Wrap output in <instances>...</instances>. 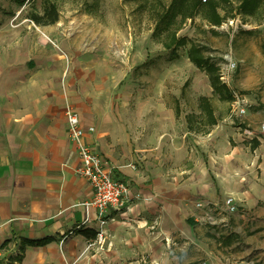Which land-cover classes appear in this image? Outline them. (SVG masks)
<instances>
[{
    "label": "crops",
    "instance_id": "crops-1",
    "mask_svg": "<svg viewBox=\"0 0 264 264\" xmlns=\"http://www.w3.org/2000/svg\"><path fill=\"white\" fill-rule=\"evenodd\" d=\"M111 31L105 27L107 36ZM47 33H26L22 42L11 37V49L0 56V245L14 232L8 244L24 245L20 264H207L196 261L208 252L201 244H216L227 225L221 226L219 211L193 203L236 194L230 181L240 146L230 145L229 137L240 127L226 126L225 117L206 134L182 133L170 109L163 115L101 113L88 79L96 62L91 46L79 47L85 39L76 48L68 43L67 68L58 34ZM67 102L84 127L94 128L85 140L118 166L137 194L102 227L83 205L92 190L76 173L80 160L68 136ZM188 135L207 160L194 158ZM46 237L51 240L40 245L26 242Z\"/></svg>",
    "mask_w": 264,
    "mask_h": 264
},
{
    "label": "rangeland",
    "instance_id": "rangeland-1",
    "mask_svg": "<svg viewBox=\"0 0 264 264\" xmlns=\"http://www.w3.org/2000/svg\"><path fill=\"white\" fill-rule=\"evenodd\" d=\"M160 1L166 5L170 0ZM147 2L158 4V0H0V56L4 54L3 48L7 54L11 49V37L22 42L26 33H56L62 43L58 50L67 67L69 44L76 48L77 41L85 39L79 47L83 50L91 46L92 58L96 59L95 63L90 62L88 79L94 83L95 109L101 113L163 115V111L170 109L183 133L187 131V113L197 112L198 96L207 95L212 99L215 113L221 115L219 121H223L229 102L212 94L207 76L188 60L186 48L178 50L177 59L166 60L167 51L152 36L154 20ZM50 3L57 8L58 20L36 25L29 15L33 11L42 13ZM231 3L232 12H236L237 1ZM105 27H111V37L105 34ZM213 29L215 33L195 16L183 22L177 34L203 45L205 54L220 64L229 89L242 99L240 107H234V118L224 121L228 127H240L236 135L229 137L230 145L236 149L240 146L235 157L238 167L233 169L230 181L236 189L232 195L237 199V210L219 211L224 216L220 224L224 227L222 223H225L227 228L216 244H201L208 252L202 251L196 261L264 264V135L259 131L264 121V19L257 23L235 14ZM2 58L6 61V57ZM226 61L233 62L234 67H227ZM67 105L72 106L69 102ZM241 107L245 112L239 114ZM254 136L262 145L251 149L246 141ZM185 144L192 147L194 137L186 136ZM195 149H192L194 158L207 160L205 152L197 145ZM224 236H231L228 243ZM8 245L13 248V244ZM1 249L5 254L8 248Z\"/></svg>",
    "mask_w": 264,
    "mask_h": 264
},
{
    "label": "trees",
    "instance_id": "trees-1",
    "mask_svg": "<svg viewBox=\"0 0 264 264\" xmlns=\"http://www.w3.org/2000/svg\"><path fill=\"white\" fill-rule=\"evenodd\" d=\"M236 12H232L231 0H170L168 4H163L158 0V4L147 2V6L153 14L154 27L152 36L159 41L167 51L166 60L173 61L179 56V49L186 48L188 60L200 71H203L208 78L212 94L219 100L229 102V111L234 96L229 89L226 81L221 79L220 64L210 55L205 54L204 46L194 42L192 38L180 36L177 30L187 19H193L199 16L205 21L206 26L215 33L213 27L219 26L227 18L235 17V14H241L244 18L251 19L259 23L264 19V0H236ZM30 19L37 25L53 24L57 20V8L54 4L45 5L42 13L33 11L29 15ZM224 61V60H223ZM175 114L178 116V106L175 107ZM234 117H232L233 119ZM221 115L215 113V107L211 97L199 95L197 98V112L187 113L186 123L187 131L206 134L212 126L217 124ZM251 149L259 145L258 137L254 136L247 141ZM87 233L84 229L81 231ZM231 236H224L223 240L228 243ZM15 233L12 237L4 240L0 248H6L10 241L15 240ZM51 238H41L27 240L28 244L40 245ZM24 256V245H18L17 249L9 251L0 257V264H20Z\"/></svg>",
    "mask_w": 264,
    "mask_h": 264
},
{
    "label": "built area",
    "instance_id": "built-area-1",
    "mask_svg": "<svg viewBox=\"0 0 264 264\" xmlns=\"http://www.w3.org/2000/svg\"><path fill=\"white\" fill-rule=\"evenodd\" d=\"M227 67H234V63L226 61ZM221 79L225 81L224 74L221 72ZM234 99L231 104V110L227 119L234 117V107H240L242 99L237 93H233ZM239 114L245 112L244 108L238 109ZM65 118L67 131L70 141L75 146L76 154L80 160L79 166L76 168L78 176L84 178L91 187L92 194L90 198L83 203L87 212L93 209L96 219L99 221L100 227L106 222L111 212H122L128 210L132 203V198L136 197L130 181L125 177L117 174L118 166L104 157L86 140L85 136L92 133V126L84 127L77 111L70 105L65 107ZM259 131L264 135V121L259 125ZM134 168V164L129 165ZM135 194V196H134ZM195 208H202L206 211H224L226 213H234L237 210L236 200L232 196H226L221 201H210L207 199H199L194 203ZM88 215V214H87ZM87 219L83 222L85 223ZM99 227V228H100ZM98 240L103 239L102 232L98 231Z\"/></svg>",
    "mask_w": 264,
    "mask_h": 264
}]
</instances>
